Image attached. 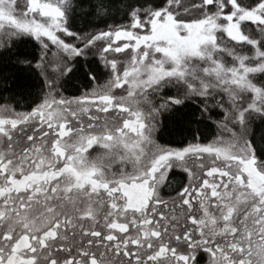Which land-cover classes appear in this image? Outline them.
<instances>
[{"label": "snow or ice", "instance_id": "obj_1", "mask_svg": "<svg viewBox=\"0 0 264 264\" xmlns=\"http://www.w3.org/2000/svg\"><path fill=\"white\" fill-rule=\"evenodd\" d=\"M0 92V264H264V0H0Z\"/></svg>", "mask_w": 264, "mask_h": 264}, {"label": "trees", "instance_id": "obj_2", "mask_svg": "<svg viewBox=\"0 0 264 264\" xmlns=\"http://www.w3.org/2000/svg\"><path fill=\"white\" fill-rule=\"evenodd\" d=\"M88 21H89V18L86 16H83L78 19L77 24L78 26L83 27L88 23ZM6 96H7V93L0 92V102L1 103L7 102V100L5 99Z\"/></svg>", "mask_w": 264, "mask_h": 264}, {"label": "rangeland", "instance_id": "obj_3", "mask_svg": "<svg viewBox=\"0 0 264 264\" xmlns=\"http://www.w3.org/2000/svg\"><path fill=\"white\" fill-rule=\"evenodd\" d=\"M1 103V102H0Z\"/></svg>", "mask_w": 264, "mask_h": 264}]
</instances>
